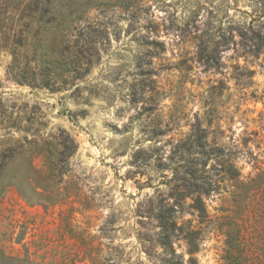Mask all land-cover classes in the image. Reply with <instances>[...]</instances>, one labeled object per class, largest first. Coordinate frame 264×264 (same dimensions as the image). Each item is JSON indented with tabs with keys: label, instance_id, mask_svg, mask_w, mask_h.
Listing matches in <instances>:
<instances>
[{
	"label": "rangeland",
	"instance_id": "374dc122",
	"mask_svg": "<svg viewBox=\"0 0 264 264\" xmlns=\"http://www.w3.org/2000/svg\"><path fill=\"white\" fill-rule=\"evenodd\" d=\"M11 19L0 264H167L161 212L176 261L264 264V0H0ZM79 67L60 92L16 82Z\"/></svg>",
	"mask_w": 264,
	"mask_h": 264
},
{
	"label": "trees",
	"instance_id": "16d2710c",
	"mask_svg": "<svg viewBox=\"0 0 264 264\" xmlns=\"http://www.w3.org/2000/svg\"><path fill=\"white\" fill-rule=\"evenodd\" d=\"M32 4L33 3L23 5V11L28 12L29 14V15H26L25 18L31 23L33 20L36 19V17L43 10V5L41 3H36L34 5ZM9 21L11 23L10 26H8L7 24L6 29L5 30L3 29L4 32L3 33L0 32V42L3 43V47L8 48V46L11 44L12 46L16 48V50L19 48H22V49L26 48L27 47L26 41L30 34L28 27L27 26L24 27V25L23 26L18 25L17 21L14 19H11ZM250 33L252 35L249 37V40L254 41L255 44L259 46L255 55H259L261 54V50L264 47V37L258 31H251ZM75 53L76 52L72 53L71 55L77 58V54ZM12 55H13V62L11 65V69L15 67V70H16L19 68L18 66H16V63H17L16 53L13 52ZM32 70L33 72H28V73L24 72L26 74V79L24 81L17 80L16 82L20 85H28L29 87L33 89H48L51 92H60V91L67 89L68 87L73 85V82L75 80L82 79L89 72V68L85 69L83 67H79L76 69H70L66 71V74L64 75H61V74L58 75V74H55L54 72L45 74L44 70L40 68H34ZM54 86H58V87H54ZM69 142H70L69 145L73 147V151L74 152L77 151V145L75 144L74 139L68 134L66 145H68ZM66 148L67 147L65 146L64 150H66ZM64 150H63L62 155L65 154ZM36 157L37 156L33 155V158H36ZM60 174L61 176H63L65 175V172H60ZM262 175H264V171L261 174H259L256 179H259L260 177H262ZM195 193L198 194V197L196 198L195 206L200 212L204 214L205 207H204V203L201 198L202 191L198 189L194 191L192 194H195ZM173 195H177V194L173 193ZM184 197L185 195L180 194V195H177L176 198L182 199ZM159 218H160L159 227L161 228V232L159 234L160 246L164 249V253L167 256L166 258L167 264H184L182 261H179V260L176 261L173 258L175 257V252L173 250L172 241H171V229L168 227L165 221L164 212H161V214L159 215ZM169 256L170 258H168Z\"/></svg>",
	"mask_w": 264,
	"mask_h": 264
}]
</instances>
